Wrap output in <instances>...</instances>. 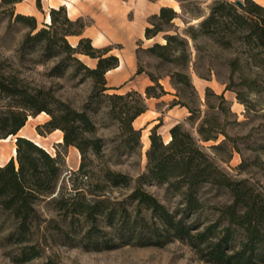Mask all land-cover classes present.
<instances>
[{
  "label": "trees",
  "instance_id": "trees-1",
  "mask_svg": "<svg viewBox=\"0 0 264 264\" xmlns=\"http://www.w3.org/2000/svg\"><path fill=\"white\" fill-rule=\"evenodd\" d=\"M20 1L0 0V18L8 16L12 22H23L30 28L20 45V52L39 46L45 59L60 56L52 68L53 74L60 75L74 66L75 73L93 78L94 88L87 109L77 110L60 101L54 110L43 102L39 93H31L20 86L17 77L0 72V92L16 97L14 104L0 106V138L17 135L18 165L15 156L0 164V216L6 215L13 220L14 227L6 239L20 245L14 260L23 263L43 254L45 242L35 238V233L42 220L38 205L48 199L64 211L62 223L50 219L56 222L63 236L74 237L69 229H73L76 220L83 218L91 224L83 235L86 241L83 246L87 249H110L126 244L161 246L179 239L207 262L263 264L264 195L246 186L243 180L231 178L202 143L216 139L219 133L225 138L228 134L220 126L216 112L210 117H201L199 95L187 71V40L177 33H165V42L156 41L146 50L163 58L180 51L184 60L166 72L177 96L170 104L187 107L186 120L193 129L183 122H176L169 128V139L164 140L157 131L159 125L155 124L148 134L144 169L136 177L112 168L111 163L122 162L118 156L105 163L97 179L90 180L92 173L86 168L88 150L101 157L105 149L104 138L94 136L97 123L94 114L89 112L100 110L101 97L109 100V114L118 124L115 150L121 155L138 153L142 147V128L136 127L134 120L148 108L146 98L160 97L169 91L159 82L161 74L146 71L153 83L145 86L144 93L136 88L124 93L106 92L112 88L107 85L106 72L119 64V56L110 53L112 47L94 45L90 36L83 35L87 23L81 17L71 18L65 5L52 7L48 26L39 27L35 15L16 11V4ZM176 15L172 7L162 5L152 17L167 22ZM149 21L153 26L145 27L147 38L162 29ZM221 30L249 46L253 57L260 53L264 58V5L255 0H244L242 6L230 0H213L209 13L197 26H189L193 38L197 31L216 38ZM69 35L81 37L77 44H73ZM177 40L180 46L174 44ZM79 53L98 58L96 66L85 63ZM143 71L145 69L139 65L137 72ZM206 93L213 94L220 101L218 112H231L230 106L225 105L227 100L223 93H215L209 87ZM207 106L212 110L216 107L210 102ZM42 110H47L51 118L38 124V130L43 126L48 132L59 128L64 131L63 143L74 144L82 152V162L74 174L86 176V180H65L66 163L61 153L53 154L35 140L18 133L25 127L30 114L37 115ZM222 146V142L210 145L213 149ZM152 182L165 183L168 191L178 193L181 197L179 206L169 209L149 192L145 184ZM204 183L223 187L229 194V201L212 206V218L206 220L200 218L204 203L198 194ZM108 187L130 188L131 192L122 199H113ZM41 264H53V260Z\"/></svg>",
  "mask_w": 264,
  "mask_h": 264
},
{
  "label": "rangeland",
  "instance_id": "rangeland-1",
  "mask_svg": "<svg viewBox=\"0 0 264 264\" xmlns=\"http://www.w3.org/2000/svg\"><path fill=\"white\" fill-rule=\"evenodd\" d=\"M152 1L154 2L152 6H157L153 13H158L160 6L167 5L172 7L177 15L167 22L152 17L153 13L147 17L146 26H153L149 21L152 20L156 27L162 29L147 38L144 28V36L148 40L146 43L138 41L136 48L138 66L141 65L145 69L143 74L149 79L147 84L153 82L146 71L161 74L159 82L169 92L160 97L146 99L148 108L134 120V125L142 128V147L138 153L121 155L115 150V144L118 142L116 139L118 124L109 114V100L105 96L101 97L100 110L97 113L89 112L94 114L97 123L94 136L104 138L105 149L101 157H97L91 149L88 150L86 168L92 173L90 180L97 179L105 163L111 158L117 159L118 156L122 162L111 163L112 168L129 172L136 177L144 169L145 151L149 146L148 134L155 124L159 125L157 131L164 140L169 139V128L176 122H183L188 128L193 129L186 120L189 113L187 107L178 103L170 104L177 96L166 72L173 70L176 64L184 60L180 51L171 52L167 58H163L157 53L146 50L156 41L165 42V33H177L187 40V71L199 95L201 117H210L216 112L220 126H223L228 134V138L219 133L216 139L202 141L205 149L215 156L220 167L231 178L243 180L246 186L264 195V58L262 54L253 57L249 46L222 30L216 38L198 31L194 38L189 34V26L191 24L197 26L198 22L209 13L213 0ZM230 1L234 2V0ZM57 2L58 0H22L19 6L16 4V11L35 15L39 27L48 26L51 20V8L61 6H54L58 4ZM81 18L87 24L91 23L89 17L81 16ZM29 29L25 23L12 22L8 16L0 18V72L9 77H17L20 86L31 93H39L43 102L54 110H57L60 101L68 103L77 110L87 109L94 88L93 78L75 73L74 66H70L60 75L53 74L52 68L61 57L45 59L39 46L33 50L20 52V45ZM80 37V35H69L68 39L71 43L77 44ZM174 44L180 46L178 40L174 41ZM106 46L113 48V45ZM138 47L139 51H137ZM116 50H111L110 53H115ZM78 56L92 67L97 64L98 58L82 53ZM139 82L131 79L128 86L141 85L142 79L140 84ZM146 85L139 90L144 93ZM207 87L215 93H223L227 100L225 105L230 106L231 112L225 114L218 112L220 101L211 93L207 95ZM127 90L129 89H109L106 92L124 93ZM15 101L16 97L0 92V106H8ZM207 102L216 107L213 110L209 109ZM50 118L51 114L47 110H42L37 115L30 114L25 127L18 133L35 140L53 154L60 152L66 163L63 173L65 180L72 181V178H76L78 182L86 180V176L74 174L82 162V152L74 144L63 143L64 131L57 128L58 130L48 132V128L43 126L40 128L42 132L38 130L37 125L43 124ZM85 134L91 136L89 132ZM16 137L17 135H12L8 138H0V160L7 159L13 153L15 163L18 165ZM218 142L223 143L221 148L210 147L211 144ZM145 188L169 209H175L180 204V195L168 191L165 183L152 182L145 184ZM107 189L113 199H122L131 192L130 188L108 187ZM198 194L204 203L200 213L202 220L212 218L213 205L229 201V194L225 188L210 183L201 184ZM38 207L42 220L35 238H41L45 242L43 254L30 261L16 262L14 256L19 252L20 245L6 239L14 227V222L6 215H2L0 216V264H41L48 259H52L53 264H218L200 259L189 244L179 239H173L161 246L126 244L110 249H87L83 246L86 244L83 235L91 225L89 222L83 218L76 220L73 229H69L74 237H66L60 233L56 222L50 221L54 218L62 223L64 211L56 204L48 202V199L40 201Z\"/></svg>",
  "mask_w": 264,
  "mask_h": 264
},
{
  "label": "crops",
  "instance_id": "crops-1",
  "mask_svg": "<svg viewBox=\"0 0 264 264\" xmlns=\"http://www.w3.org/2000/svg\"><path fill=\"white\" fill-rule=\"evenodd\" d=\"M255 1L264 5V0ZM21 3L18 2L17 6ZM57 3L54 6L65 5L73 19L81 16L90 18L91 23L86 25L83 35L90 36L94 45H113L112 50L117 49L115 54L119 56V64L106 72L107 85L112 87L110 90L142 89L148 83L149 79L143 72H137L136 48L138 41L146 43L148 40L144 36L147 17L157 9V6H152V0H58ZM131 79L140 81L139 84L142 79L143 84L128 86ZM12 156L13 153L0 160V164Z\"/></svg>",
  "mask_w": 264,
  "mask_h": 264
},
{
  "label": "water",
  "instance_id": "water-1",
  "mask_svg": "<svg viewBox=\"0 0 264 264\" xmlns=\"http://www.w3.org/2000/svg\"><path fill=\"white\" fill-rule=\"evenodd\" d=\"M234 2L238 5V6H242L243 2L241 0H234Z\"/></svg>",
  "mask_w": 264,
  "mask_h": 264
}]
</instances>
